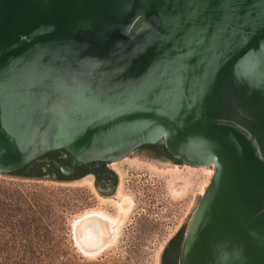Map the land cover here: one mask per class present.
<instances>
[{
    "label": "water",
    "instance_id": "water-1",
    "mask_svg": "<svg viewBox=\"0 0 264 264\" xmlns=\"http://www.w3.org/2000/svg\"><path fill=\"white\" fill-rule=\"evenodd\" d=\"M159 142L214 168L182 264H264V0H0L1 173Z\"/></svg>",
    "mask_w": 264,
    "mask_h": 264
},
{
    "label": "rangeland",
    "instance_id": "rangeland-1",
    "mask_svg": "<svg viewBox=\"0 0 264 264\" xmlns=\"http://www.w3.org/2000/svg\"><path fill=\"white\" fill-rule=\"evenodd\" d=\"M134 156L117 163L120 184L111 200L103 199L87 177L57 181L0 172V247L54 248L58 264H160L169 238L180 225L190 222L214 168L181 167L166 159ZM122 196L133 201L126 212L118 207ZM32 202L42 207L45 220L38 224L37 233L27 234L31 225H26L25 216L32 213ZM89 210L118 222L112 241L91 255L83 253L74 239L75 221L91 213ZM94 227L95 220H87L81 227L82 235ZM47 232L49 237L44 238ZM100 240L101 233L97 232L91 244Z\"/></svg>",
    "mask_w": 264,
    "mask_h": 264
},
{
    "label": "flooded vegetation",
    "instance_id": "flooded-vegetation-1",
    "mask_svg": "<svg viewBox=\"0 0 264 264\" xmlns=\"http://www.w3.org/2000/svg\"><path fill=\"white\" fill-rule=\"evenodd\" d=\"M134 155H143L150 159H166L171 161L175 166H187L172 156L162 142L140 146L128 156L135 157ZM45 159H49V161ZM73 160L74 158L65 150H53L44 154L39 160L30 163L29 166H25L27 168L21 170L19 175L28 178L54 179L57 181H78L87 177L90 179L93 189L103 199L111 200L113 197H116L121 175L117 163L123 159L119 161H91L87 164L77 166L75 172L70 176L63 175L54 163V161H58L64 166H72ZM18 171L12 173H19ZM118 202L120 203L118 207L121 212H126L133 203L132 199L126 196H122ZM120 207L123 209H120ZM89 211L91 212V210ZM189 223L180 225L169 238L162 252L160 264H182V250ZM92 250L94 249H90V251Z\"/></svg>",
    "mask_w": 264,
    "mask_h": 264
},
{
    "label": "trees",
    "instance_id": "trees-1",
    "mask_svg": "<svg viewBox=\"0 0 264 264\" xmlns=\"http://www.w3.org/2000/svg\"><path fill=\"white\" fill-rule=\"evenodd\" d=\"M29 166V165H28ZM27 167L20 169L19 173L12 174H20L21 170H25ZM2 207V205L0 206ZM29 211L32 213L27 214L26 217V225H31L29 228V233L32 234L34 232L37 233L39 231L38 224L43 222L45 219V212L42 210V207L39 203H31L29 205ZM5 214L4 210L1 211V216ZM5 216V215H4ZM6 218H9L6 216ZM36 230H33V227ZM49 232L44 235V238L49 237ZM57 250L54 248H46L41 249L34 247L33 245H27L23 247H0V264H58L56 262ZM70 262H62L60 264H69Z\"/></svg>",
    "mask_w": 264,
    "mask_h": 264
},
{
    "label": "bare ground",
    "instance_id": "bare-ground-1",
    "mask_svg": "<svg viewBox=\"0 0 264 264\" xmlns=\"http://www.w3.org/2000/svg\"><path fill=\"white\" fill-rule=\"evenodd\" d=\"M90 219L95 220V227L86 229L82 235L81 227L87 220ZM117 225L118 222L115 219L107 216L106 214L91 212L88 215H85L82 219L75 221V240L77 239V243H79L82 247L87 248L83 249L82 247H80L84 252L89 254H97L103 250L102 248H104L108 243L112 241V239L114 238L113 235H115L117 231ZM97 232L101 233V240L99 243L92 245L91 243L97 239ZM90 249L94 250H92V252H89Z\"/></svg>",
    "mask_w": 264,
    "mask_h": 264
}]
</instances>
